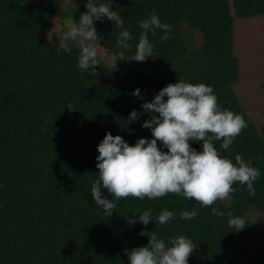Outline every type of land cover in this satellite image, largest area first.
<instances>
[{
  "label": "trees",
  "instance_id": "1",
  "mask_svg": "<svg viewBox=\"0 0 264 264\" xmlns=\"http://www.w3.org/2000/svg\"><path fill=\"white\" fill-rule=\"evenodd\" d=\"M87 2L0 0V264H129L124 249L148 243L139 235L145 226L137 210L149 208L154 221L162 210L175 214L165 225L150 221L149 232L166 244L181 235L197 244L188 264H264V224L251 218L257 214L264 223V122H253L234 90L235 19L264 15V0H112L134 38L130 49H118L121 29L106 17L95 22L104 51L98 75L78 69L77 47L69 44L70 52L57 54L59 40L46 36L56 19L78 22ZM153 9L172 26L170 38L161 41V30L149 33L154 51L144 62L116 58L120 51L125 59L135 54L139 21ZM179 80L212 87L219 106L247 122L228 150L222 141L214 147L233 163L237 154L252 160L260 170L255 196L237 183V191L210 207L174 194L129 197L107 217L91 197L97 145L106 132L130 145L151 139L150 129L141 126L149 114L131 124L127 118L133 110L143 113V102ZM137 88L143 99L132 95ZM191 146L202 150V142ZM102 196L112 199L106 190ZM192 210L197 217L180 218L181 211ZM229 213L244 219L243 230L229 227ZM132 217L137 223H128Z\"/></svg>",
  "mask_w": 264,
  "mask_h": 264
},
{
  "label": "clouds",
  "instance_id": "2",
  "mask_svg": "<svg viewBox=\"0 0 264 264\" xmlns=\"http://www.w3.org/2000/svg\"><path fill=\"white\" fill-rule=\"evenodd\" d=\"M86 12L79 21L70 18L64 22L63 30L57 34L55 27L46 33L49 41L53 35L59 37L56 51L63 49L70 52L71 43L79 50L77 67L81 72L98 75V44L100 40L95 22H103L106 17L120 28L116 45L118 49H130L132 33L124 27L123 17L112 8V0H88ZM142 29L136 44L135 54L125 59L124 51L117 54L120 60L144 62L153 55L154 45L148 34L156 35L157 30L164 34L161 41L168 40L172 26L162 23L155 9L146 19L139 21ZM143 99L139 88L132 93ZM143 113L133 110L127 123L137 122L142 114L149 118L141 125L150 129L151 139L140 138L134 145L127 143L122 136H113L106 132L97 145L99 155L96 157L98 178L91 184V197L98 208L107 217L112 216L121 200L129 197L155 200L168 194L183 196L195 200L200 207H210L218 200L229 198L237 191L233 185H246L250 196H255L254 182L260 177V170L253 166L252 160H245L240 154L231 159L222 157L214 142L222 141L220 147L228 150L234 140L247 127L241 114L222 109L213 88L205 83H190L179 80L163 87L153 99L141 104ZM158 114V115H157ZM159 142V144H158ZM192 142H202V150L197 151ZM162 149H166L164 151ZM106 190L112 197L102 196ZM87 203V202H86ZM139 213V222L145 228L139 233L148 237L146 246L124 249L129 264H188L189 257L197 244L188 237H169V243L158 238L156 232H149L146 226L153 220L152 209ZM198 211H181L180 218L192 220ZM218 215L223 216V212ZM228 225L241 231L245 221L239 216L228 214ZM175 219L172 211L162 210L155 223L167 224ZM129 224L137 223L135 217L128 219Z\"/></svg>",
  "mask_w": 264,
  "mask_h": 264
},
{
  "label": "rangeland",
  "instance_id": "3",
  "mask_svg": "<svg viewBox=\"0 0 264 264\" xmlns=\"http://www.w3.org/2000/svg\"><path fill=\"white\" fill-rule=\"evenodd\" d=\"M65 5L71 4L65 1ZM68 19L70 18L62 21L56 19L49 31L56 25L59 35ZM194 35L199 43V33L195 32ZM51 39L59 40V37L53 35ZM103 54L104 51L98 48V55ZM234 54L239 60V78L234 83L235 93L253 122L261 125L264 122V15L235 19ZM107 61L110 63V58ZM251 218L257 226L264 224L257 214L252 213ZM262 228L264 229V225Z\"/></svg>",
  "mask_w": 264,
  "mask_h": 264
}]
</instances>
